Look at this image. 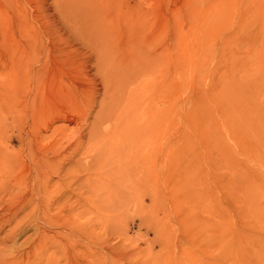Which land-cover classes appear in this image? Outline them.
<instances>
[{"label":"rangeland","instance_id":"374dc122","mask_svg":"<svg viewBox=\"0 0 264 264\" xmlns=\"http://www.w3.org/2000/svg\"><path fill=\"white\" fill-rule=\"evenodd\" d=\"M67 1L0 0L28 59L0 104V152L21 163L18 184L0 181V264H264V0H81L75 15ZM105 39L143 97L103 180L85 156L108 147L87 138ZM62 152L71 174L49 170L61 184L33 199L30 158Z\"/></svg>","mask_w":264,"mask_h":264},{"label":"bare ground","instance_id":"6f19581e","mask_svg":"<svg viewBox=\"0 0 264 264\" xmlns=\"http://www.w3.org/2000/svg\"><path fill=\"white\" fill-rule=\"evenodd\" d=\"M78 1L81 0H68L66 3V9L69 12L71 11L72 6L74 7V10L72 12L73 15H75L78 11L80 12L82 8V6H77ZM212 6L214 7V5ZM9 21L11 20L8 14H5L0 6V43L5 46L6 50V55L4 58H2L4 59V63L6 64L4 70L5 74L4 76H2V74L0 73V84L3 86V89H0V104H7L8 106H12L13 101L15 100L14 98H16L17 94L15 71L17 67H20V65H26L28 59L26 57L20 58V56L17 54L16 47L13 44L14 40ZM112 48L113 43L106 39L98 40L97 44L93 48V54L95 56L94 64L97 68L98 75L102 77L101 79L105 84V94L100 101L101 106L94 114V120H92L89 124V135L87 137L88 141L90 140L91 143L90 146L88 145L90 149L93 145L96 146V144L98 145L99 143L105 144L106 141H108L106 143L108 144V147L105 148L106 150L104 149L103 155L99 156L94 154H87L85 156L88 162H91L93 165H95L96 171L100 174L99 179L103 180L105 176L108 175V171L111 175L113 174L114 161L112 157L115 156V153L111 150L113 149V146L115 144L114 142H118L119 139H123L126 136V133L134 134L141 132V129L131 130L128 127V125L130 126V121H132L130 119L133 115H131L130 113H134V111L137 110L136 108H139V105L141 104L140 102L142 92L140 93L141 90L137 89L140 90L137 91L135 88V80L140 75V72L136 70L131 61L125 64L122 63L124 62L123 60L122 62L120 60H117ZM130 109H132V111H129ZM136 113L137 118L141 117L140 111H137ZM51 114L52 112L49 111L48 115ZM50 127L51 123L48 124V127L46 125L44 126V128L46 129H49ZM85 140V136H83V134L81 133L80 137H78L77 140L75 139L72 143V152L67 157H69L71 161H76L78 163L75 164V166L81 167L83 165V163L81 162L85 161L83 157L75 156V154L78 152V147L82 148L85 145ZM32 141L33 139H30L28 143H31ZM88 141H86V143ZM10 142H14L13 137L10 139ZM0 143H7V141L5 140V138L0 136ZM85 152H88L87 147ZM66 154H68V152H64V154L63 152L55 153L54 155L56 157V161L54 159L48 160V158H46L44 155L39 156L36 153L33 154V156L30 158V161H33L34 163L29 166V171H32L31 177L35 179V182L37 183V186L35 188L38 189H32L33 191H37V193L32 194V198L34 196L46 197L53 190V188H56V186L61 184V182H52L53 180L49 175V170H55V175L59 177L69 175L70 170L66 167L64 159ZM114 158H116V156ZM95 163H101L102 165L97 169ZM20 165L21 163H19V165L17 166L16 159L7 154V151L3 150V152H0V177L2 178L0 181L6 180V183L11 182L18 184L20 180L17 176L13 177V174ZM75 175H73V177ZM79 176H75L76 178L73 180L74 183L73 185H71V187L75 186V188L78 190L80 189L79 185L77 184L78 181H80ZM72 178L70 177V182L72 181ZM98 184L106 185L104 181L100 180L98 181ZM94 185L95 184L93 183V187ZM43 204L46 208H51L53 206V204L51 205L50 202Z\"/></svg>","mask_w":264,"mask_h":264}]
</instances>
